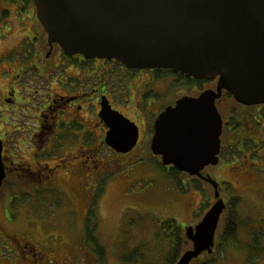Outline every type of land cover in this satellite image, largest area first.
Instances as JSON below:
<instances>
[{
  "label": "flooded vegetation",
  "instance_id": "1",
  "mask_svg": "<svg viewBox=\"0 0 264 264\" xmlns=\"http://www.w3.org/2000/svg\"><path fill=\"white\" fill-rule=\"evenodd\" d=\"M33 18L39 31L25 34L19 47H15L16 52L8 51L2 58L8 68L4 89L0 91V138L6 173L0 188V264H80L76 249L75 254L68 247L56 251L50 239L39 237L36 242L35 233L13 228L15 219L7 210L6 189L17 187L11 196L16 200L31 196L43 199L47 192H57L67 198L74 211L72 196L82 195L83 183L86 182V189L89 180L103 185L109 175L126 167L124 163L131 164L134 160L130 154L141 146L145 136L151 148L155 122L167 107L185 95L216 90L218 79L201 82L187 78L194 79L187 82L185 76L165 68H132L118 59L70 55L58 43L50 44L43 26L36 22L37 16ZM168 75L175 78L171 83L174 87L191 84L192 89L180 87L177 94L165 98L170 87ZM135 98L138 103L133 117L124 108L133 105ZM105 100L112 110H118L138 126V142L128 152H119L106 142L110 127L103 117ZM215 103L222 118L219 160L205 166L202 175L195 177L207 189L213 187L212 205L219 192L225 210L230 196H242L230 193L225 197L221 193L223 183L214 178L210 167L215 166L217 171H246L257 174L260 180L264 178V165H260L264 163V151L260 150L264 148V102L242 103L223 89ZM141 124L146 128L142 129ZM106 148L121 160L114 156L113 161L103 159ZM152 160L167 171L175 167L164 165L160 155H153ZM71 176L77 186L65 189L61 178ZM209 178L219 183L218 190ZM240 217L243 219L241 214Z\"/></svg>",
  "mask_w": 264,
  "mask_h": 264
},
{
  "label": "water",
  "instance_id": "2",
  "mask_svg": "<svg viewBox=\"0 0 264 264\" xmlns=\"http://www.w3.org/2000/svg\"><path fill=\"white\" fill-rule=\"evenodd\" d=\"M50 44L87 58L118 59L132 68H166L187 78L218 79L217 89L185 95L155 122L151 149L164 165L192 176L219 160L223 89L247 104L264 102V0H33ZM106 142L133 149L139 129L108 100ZM6 176L0 138V188ZM218 190L219 183L208 179ZM185 228L192 247L175 264L212 253L225 201Z\"/></svg>",
  "mask_w": 264,
  "mask_h": 264
},
{
  "label": "rangeland",
  "instance_id": "3",
  "mask_svg": "<svg viewBox=\"0 0 264 264\" xmlns=\"http://www.w3.org/2000/svg\"><path fill=\"white\" fill-rule=\"evenodd\" d=\"M23 8L21 0H0V91L4 89V74L7 75L8 68L2 62L4 54L16 52L15 47H19L22 37L35 28V5L30 4L26 11ZM4 10L6 14H3ZM174 79L168 75L170 87L165 98L177 94L180 87L192 89L191 84L174 87L171 85ZM137 100L135 98L133 105L124 108L133 117ZM141 125L142 129L146 128L145 124ZM18 149L15 146L16 152ZM110 151L107 148L103 151V159L110 161L114 156L118 161L121 160V157ZM153 155L145 136L141 146L130 154L134 161L129 165L124 163L126 167L109 175L110 179L106 183L100 185L96 180H89L87 189L86 182L83 183L82 195L72 196L76 203L74 211L67 198L57 192L49 191L43 199L31 196L16 200L11 196L17 187H8L7 210L15 219L13 228L35 233L36 242L39 237L50 239V242L55 243L56 251L68 247L75 254L76 249V261L80 264H165L172 249V238L167 235L168 220L175 219L183 227L195 225L200 220L199 215L203 203H207V196L204 191L198 190L188 173L182 177L184 184L187 183L186 190L179 189L177 180L170 173L171 169L167 171L159 167L152 160ZM260 163L263 168L264 163ZM215 168L211 166L210 170L214 178L223 183L221 193L225 197L230 193L241 194L238 208L247 225L240 227L235 241L225 243L223 249L215 250L216 258L211 264H264V178L260 180L257 174H248L246 171L228 168L217 171ZM61 181L65 189L73 190L77 186L72 176L61 178ZM224 181L229 183L225 184ZM204 188L207 189L206 186ZM207 190L211 198L214 189L209 187ZM5 205L4 200V208ZM92 208L95 213L90 217L91 224L96 225L95 234L105 247L104 256L87 241V223ZM6 226L8 228L9 225ZM255 231L262 232L260 250L252 248ZM131 259L136 260L131 262Z\"/></svg>",
  "mask_w": 264,
  "mask_h": 264
},
{
  "label": "trees",
  "instance_id": "4",
  "mask_svg": "<svg viewBox=\"0 0 264 264\" xmlns=\"http://www.w3.org/2000/svg\"><path fill=\"white\" fill-rule=\"evenodd\" d=\"M11 1H15V0H11ZM21 1L24 3L23 10H26V8L30 4H33V0H21ZM6 13H7V11L4 10L3 14H6ZM36 22H38V24H40L38 20H36ZM37 26L38 25L36 23L35 28L32 32H38L39 31V28ZM30 30H32V29H30ZM168 71L173 72L171 69H168ZM178 74H180L181 76H185L181 73H178ZM184 78L187 80L186 76ZM199 80L201 82H204L208 79H199ZM189 81H194V79L187 80V82H189ZM161 168L164 170H167L166 167H164V166H161ZM171 171L172 172H170V173L177 180L176 184L178 185L179 189L186 190V184L187 183L184 184V179L182 177L183 176L185 177L184 174H187V172L181 171V170L177 169L176 167H172ZM189 176H190V178H193V182L196 184V187L198 188V190L204 191V195L207 196V198H206L207 203H203L202 209H201V214L199 215V217L202 218L203 215L205 214V212L211 207L212 201H211V198H209L208 190L206 188H204L205 186L203 185V183L199 182V180H197L195 176H192L190 174H189ZM101 190H103V188ZM97 197L98 196L96 195L95 198H97ZM241 200H242V198L239 195L230 196V198L228 199L227 207L221 215V220H220V225H219V229H218V233H217L216 245L214 247V251L212 253H208L207 251H205L199 257L195 258L191 264H211V263H213L215 261V258H216L215 257V250L217 248L223 249L225 243L236 240L237 234H238L237 228L239 226L247 225V223H245L244 219H242L240 217V213L238 211V205H240ZM95 202H96V200H95ZM94 213H95L94 209L92 208L90 210V216H89L88 223H87V226H88L87 241L96 247L97 252L101 256H104L105 252H106L105 247L101 244L98 236L95 234L96 225L91 224L90 217ZM167 228L169 230L167 235L170 238H172V249L170 250L169 254L167 255L165 264H175L178 261V259L180 258V256L183 254V252L186 249H188V247H190L192 245V242L186 237L184 227L181 226L180 224H178L175 219L168 220ZM254 234H255L254 235V241L255 242H253L252 248L255 250H260L262 247L261 245H259L260 240H261L260 236L262 235V232L261 231H255ZM218 238L220 239L219 242H217ZM134 260H136V259H134ZM129 261L133 262L132 259Z\"/></svg>",
  "mask_w": 264,
  "mask_h": 264
}]
</instances>
